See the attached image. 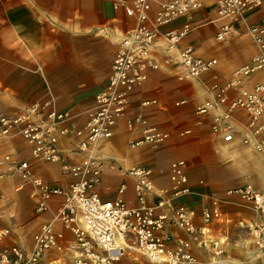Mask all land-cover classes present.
<instances>
[{"label":"crops","instance_id":"obj_1","mask_svg":"<svg viewBox=\"0 0 264 264\" xmlns=\"http://www.w3.org/2000/svg\"><path fill=\"white\" fill-rule=\"evenodd\" d=\"M166 1L155 0L151 15L157 3ZM262 13L264 8L251 13L240 25L238 35L219 41L215 38L219 22L212 0H204V7L192 13L194 29L180 46L192 44L197 55L215 59V66L198 77L181 80L166 62L168 56L176 57V51L157 47L152 55L160 69L150 72L148 80L130 93L113 135L95 150L105 163L96 192L103 199L120 196L131 206L136 205V200L134 180L126 173L130 167L151 168L155 187L168 195L172 190L171 164L185 162L192 192L180 199L195 208L196 223L202 224L200 213L213 199L221 211V218L208 224V236L220 242L222 253L214 256L211 249L193 244L201 264H264V256L257 254L249 235L259 215L249 202L224 193L228 188L247 184L264 190V154L238 141L223 142L221 134L213 130L215 110L196 112L206 102L214 101L213 83L228 81L236 68L261 52L246 32V25L256 22ZM181 22L174 25L180 26ZM133 25V20L114 10L109 0H0V114L13 115L31 104H47L70 114L66 123L70 129L83 127L94 106L95 94L110 73L121 34ZM262 80L264 72H256L242 81V87L251 88ZM228 95L234 97L235 93ZM133 118L139 121L130 128L127 120ZM247 120L245 114L236 113L232 122L240 129ZM146 128H155L166 137L156 145L131 146L130 142L142 138ZM58 147L64 161L39 163L31 157L30 146L20 135L2 136L0 173L6 170V164L1 162L3 155L10 154L29 161L33 177L66 188L74 178L62 164L80 163L85 156L75 151L73 135L62 136ZM121 184L125 190L120 194ZM62 202V196H53L48 209L37 212L31 183L10 172L0 177V230H10L0 239V247L31 248L34 235L45 223L63 232L60 243L68 247L73 242L72 235L56 218ZM169 231L187 238L177 228L170 227ZM70 259L71 252L50 251L45 262L70 264Z\"/></svg>","mask_w":264,"mask_h":264},{"label":"built area","instance_id":"obj_2","mask_svg":"<svg viewBox=\"0 0 264 264\" xmlns=\"http://www.w3.org/2000/svg\"><path fill=\"white\" fill-rule=\"evenodd\" d=\"M154 1L109 0L112 8L122 11L134 25L121 34L110 73L95 94L94 106L83 127L70 129L66 125L70 114L47 104H31L13 115L0 114V137L20 135L30 146L31 157L36 162L64 161L58 144L66 135L76 138L75 151L85 156L80 163L62 164L63 170L74 178L69 186L62 188L33 177L29 161L3 155L1 162L6 164V170L0 177L10 172L31 183L37 212L46 211L53 196L63 197L56 218L63 230L71 233L73 242L64 247L60 243L63 232H57L51 223H45L34 235L31 248L1 246L0 264H62L45 262V258L50 251L64 250L71 252L70 264H112L129 254H136L150 264H201L193 252V244L211 249L214 256L222 253L220 242L208 236V224L221 218L217 200L213 199L203 207L202 224L198 225L195 208L180 199L192 192L182 160L170 166L172 190L168 195L155 187L152 169L144 165H134L126 171L134 180L136 205H129L120 196L103 199L95 190L105 167L103 160L95 154L96 147L113 135L117 120L126 110L130 93L148 80L150 72L160 69L152 55L154 50L161 47L167 52L176 51V57L168 56L166 62L172 65L181 80L198 77L216 64L215 59L197 55L192 44L180 46L194 29L192 13L204 7V0L160 2L151 15ZM212 5L219 22L215 38L225 41L241 32L240 25L245 23L248 15L264 8V0H212ZM179 20H182L180 26L174 25ZM246 32L261 52L248 64L236 68L228 81L213 83L214 101L206 102L196 112L203 114L215 110L213 130L221 134L223 142L238 141L264 154V80L251 88L242 87L246 77L264 72V13L256 22L246 25ZM231 91H234V97H229ZM236 113L248 118L240 129L232 122ZM136 121L139 119H128L127 126L131 128ZM143 133L142 138L131 141L130 145H156L166 137L155 128H146ZM124 190L125 186L121 184L118 193ZM224 193L249 202L259 215V221L250 226L249 235L257 254L264 256V190L247 184L228 188ZM173 199L178 203L174 204ZM170 227L184 232L187 238L176 237L169 231ZM9 232L7 228L0 230V239Z\"/></svg>","mask_w":264,"mask_h":264},{"label":"rangeland","instance_id":"obj_3","mask_svg":"<svg viewBox=\"0 0 264 264\" xmlns=\"http://www.w3.org/2000/svg\"><path fill=\"white\" fill-rule=\"evenodd\" d=\"M241 146L250 148L249 146H245V145H241ZM172 202L174 204H176V203H178V200L173 199ZM134 257H137V259H133ZM112 264H150V263H148L142 257L137 256L136 254H129V255H125V256L119 258L117 261H114Z\"/></svg>","mask_w":264,"mask_h":264}]
</instances>
